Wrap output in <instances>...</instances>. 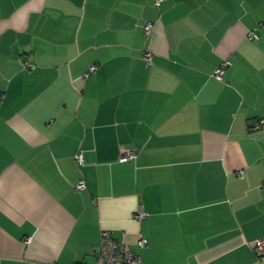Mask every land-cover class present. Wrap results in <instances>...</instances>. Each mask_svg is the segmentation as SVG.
Masks as SVG:
<instances>
[{
    "label": "crops",
    "instance_id": "obj_1",
    "mask_svg": "<svg viewBox=\"0 0 264 264\" xmlns=\"http://www.w3.org/2000/svg\"><path fill=\"white\" fill-rule=\"evenodd\" d=\"M263 121L264 0H0V264H264Z\"/></svg>",
    "mask_w": 264,
    "mask_h": 264
},
{
    "label": "built area",
    "instance_id": "obj_2",
    "mask_svg": "<svg viewBox=\"0 0 264 264\" xmlns=\"http://www.w3.org/2000/svg\"><path fill=\"white\" fill-rule=\"evenodd\" d=\"M161 0H157V4H160ZM154 24L148 22L145 25L146 33L151 32L153 30ZM250 38L258 39V36L255 32L250 33ZM144 59L149 63L154 61V53L151 51L144 52ZM232 64L230 60L224 61L214 72V76L218 79H222L226 73L228 67ZM25 65L27 67H32V64L26 62ZM98 69L97 65H92L89 73H93ZM264 124L263 122H259L255 124L253 127L254 130H259L262 128ZM137 157V153L134 150H130L125 152L122 156V162H128L131 159ZM75 159L78 163L82 164L84 162L83 152H77L75 155ZM238 175L243 177L245 175L244 171H239ZM87 188V184L84 180L80 181L76 185V189L85 190ZM136 219L143 220L147 217V212L141 210L136 214ZM256 249L259 251H264V239H257L254 241ZM148 244V240L146 238H142L138 241V246L140 248L146 247ZM95 260L93 262H81L77 264H144L143 257L140 253L136 252L131 244L123 242L117 238H115L110 232H105L103 234L101 244L94 250Z\"/></svg>",
    "mask_w": 264,
    "mask_h": 264
}]
</instances>
